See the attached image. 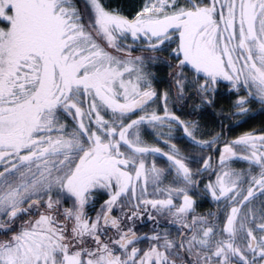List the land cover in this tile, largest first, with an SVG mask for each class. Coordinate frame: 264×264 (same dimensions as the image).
<instances>
[{
  "label": "snow or ice",
  "instance_id": "6c2138e0",
  "mask_svg": "<svg viewBox=\"0 0 264 264\" xmlns=\"http://www.w3.org/2000/svg\"><path fill=\"white\" fill-rule=\"evenodd\" d=\"M252 105L264 0H0V264H264Z\"/></svg>",
  "mask_w": 264,
  "mask_h": 264
},
{
  "label": "trees",
  "instance_id": "16d2710c",
  "mask_svg": "<svg viewBox=\"0 0 264 264\" xmlns=\"http://www.w3.org/2000/svg\"><path fill=\"white\" fill-rule=\"evenodd\" d=\"M137 2V0H121V3H123L125 5V7L127 8H131L135 3ZM160 65L157 66L160 70L159 71V75L161 76H167V72H168V68L165 64L163 63H159ZM167 78V77H166ZM230 104V99L227 98L225 96V94H221V92L218 94V100L216 105L213 108H208L206 110H201L200 114L192 117L195 119H199L202 123H204L206 126H209V129H215V130H219V124L220 121H223L226 126H231L232 122H230L229 120H227L226 122L224 121V116L219 115V112L221 110V108L223 107V110L225 112V114L229 111V107L228 105ZM253 109L256 110L255 114L252 116H249L247 118H245L247 120V123L242 124L241 126H239V130L245 131L248 130L249 128L252 127H258L262 122H264V113H260L258 111L259 106L258 105H252ZM189 109L186 108V112H188ZM206 112H209V114H207ZM251 118V122L249 121V119ZM223 119V120H222ZM203 125V124H202ZM240 166V165H237ZM214 208V205L210 202V200H204L201 201L199 207H198V211L200 212H207L211 209ZM148 227H151L150 223H145L142 227L143 231H147Z\"/></svg>",
  "mask_w": 264,
  "mask_h": 264
},
{
  "label": "rangeland",
  "instance_id": "374dc122",
  "mask_svg": "<svg viewBox=\"0 0 264 264\" xmlns=\"http://www.w3.org/2000/svg\"><path fill=\"white\" fill-rule=\"evenodd\" d=\"M159 63H162V62H159ZM159 63L153 68V71L156 72L157 76H158L161 80H165V81H166V80H167V78H166L167 76H162V75L160 76V75H159V71H160V70H157V69H158L157 66L160 65ZM165 86H166V85H165ZM183 112L186 113V108L183 110ZM178 114H182V113H181V112H178ZM201 124H203V125H202L203 128H205L206 130H210V129H209V126H206V125H205L204 123H202V122H201ZM211 129H212V128H211Z\"/></svg>",
  "mask_w": 264,
  "mask_h": 264
},
{
  "label": "flooded vegetation",
  "instance_id": "af4514ba",
  "mask_svg": "<svg viewBox=\"0 0 264 264\" xmlns=\"http://www.w3.org/2000/svg\"><path fill=\"white\" fill-rule=\"evenodd\" d=\"M221 94H223L224 95V89L223 88H221ZM188 104H191V101H188L187 102ZM207 114H209V112H206ZM210 115V114H209ZM223 120V119H222ZM224 121L226 122L227 121V119H224ZM249 121L251 122V118L249 119ZM224 123V122H223ZM225 124V123H224ZM226 125V124H225ZM228 126V125H227ZM230 127V126H229ZM211 130V129H210ZM241 131L239 130V127H235L234 128V130L231 132V134L232 135H238L239 133H240ZM150 227H148V229H149Z\"/></svg>",
  "mask_w": 264,
  "mask_h": 264
}]
</instances>
